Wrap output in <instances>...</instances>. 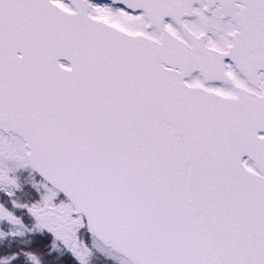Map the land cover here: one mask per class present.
I'll return each mask as SVG.
<instances>
[{
    "label": "snow or ice",
    "instance_id": "snow-or-ice-1",
    "mask_svg": "<svg viewBox=\"0 0 264 264\" xmlns=\"http://www.w3.org/2000/svg\"><path fill=\"white\" fill-rule=\"evenodd\" d=\"M0 264H264V0H0Z\"/></svg>",
    "mask_w": 264,
    "mask_h": 264
}]
</instances>
